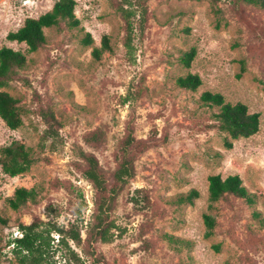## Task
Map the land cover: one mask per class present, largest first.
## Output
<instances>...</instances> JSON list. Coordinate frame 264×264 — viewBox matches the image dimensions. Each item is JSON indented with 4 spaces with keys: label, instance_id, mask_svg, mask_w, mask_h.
I'll list each match as a JSON object with an SVG mask.
<instances>
[{
    "label": "rangeland",
    "instance_id": "obj_1",
    "mask_svg": "<svg viewBox=\"0 0 264 264\" xmlns=\"http://www.w3.org/2000/svg\"><path fill=\"white\" fill-rule=\"evenodd\" d=\"M57 1L0 0V49L25 52V44L7 36ZM75 1L80 26L61 22L45 29L46 44L28 54L26 67L2 89L20 100L26 114L15 131L0 119V151L18 141L33 150L36 162L14 178L0 166V264H19L11 243L22 236L19 225L36 221L78 225L82 244L70 245L85 264H91V251L104 264H264V10L232 0ZM129 7L136 11L130 49L122 15ZM104 36L112 50L96 60L92 51L102 49ZM191 49L196 56L186 68L181 59ZM188 74L200 76L197 91L178 87L177 79ZM207 91L260 114L259 131L226 148L227 134L214 128L219 109L201 101ZM43 108L59 122L54 148L43 142ZM99 127L106 143L93 149L84 135ZM130 130L148 147L138 150L136 175L112 211L113 241L94 244L96 191L83 175L80 151L96 155L112 186ZM212 175H238L254 203L228 195L211 204ZM20 187L36 189L37 198L15 211L7 201ZM193 190L199 193L193 204L179 203ZM205 215L216 221L211 237ZM53 237L52 264H68Z\"/></svg>",
    "mask_w": 264,
    "mask_h": 264
},
{
    "label": "trees",
    "instance_id": "obj_2",
    "mask_svg": "<svg viewBox=\"0 0 264 264\" xmlns=\"http://www.w3.org/2000/svg\"><path fill=\"white\" fill-rule=\"evenodd\" d=\"M232 1L238 5L247 4L264 10V0ZM76 6L77 2L75 0H58L51 11L41 15L37 19H26L24 25L18 31L9 33L7 39L10 42H17L18 44H25L27 46L25 52L9 47L0 49V119L10 130L15 131L23 126L26 110L20 105L19 99H16L2 89L7 88L11 81L16 78L19 69L26 67L28 54L36 52L46 44L45 29L56 27L61 22H66L70 28L80 26V21L76 18L75 14ZM135 13L136 11H133L132 7L122 9L123 19L126 24L125 44L129 49L131 48L132 32L134 31L131 18ZM146 14V8L139 11L138 27L141 30H144L147 21ZM102 43V49L94 48L92 51V55L96 60L101 58L103 51L112 50L108 36L103 37ZM84 44L87 46L93 44L91 34L86 35ZM195 56V49L184 53L181 61L186 68H190ZM177 85L181 89L197 91L202 85V80L197 74H188L179 77ZM201 101L208 106L219 109V113L215 115L216 125L214 128L220 133L227 134L228 137L225 140L226 148L231 149L233 147L232 141L249 138L259 131L260 114L249 113L248 107L245 104L237 103L232 105L226 103L221 94H214L209 91L201 95ZM40 114L47 125V129L43 135V142H50V147L54 148L56 139L59 136V122L50 110L43 108ZM106 135L107 133L104 128L99 127L85 134L84 141L89 147L100 149L106 143ZM44 143L42 144L45 145ZM143 144L140 141H136L133 132L130 130L118 151L119 165L112 175V186L109 185L108 177L100 166L96 155L86 153L83 150L80 151V157L85 163L83 175L96 191L95 203L97 210L91 229L94 244H107L111 243L114 239L112 230L115 228V223L110 219L111 214L118 196L128 182L136 175L134 166L138 150L143 152L148 147L147 144L142 146ZM0 153L2 173L12 178L28 172L36 162L32 156L33 150L18 141L3 147ZM208 180L209 201L211 204L217 203L228 195L244 199L250 205L254 203L253 197L249 194L246 187L243 186V181L238 175L229 176L226 179H223L220 175H212ZM198 197L199 193L193 190L187 197L181 199L179 203L187 202L188 204H193L194 198ZM36 198V189L20 187L15 190L14 195L7 202L11 209L17 211L28 202H35ZM261 222L264 226V217L261 219ZM204 224L207 229L206 236L211 237L216 227L215 219L210 215H205ZM19 229L22 232V236L14 239L11 243L13 244L12 254L19 264H52L54 254L57 251V249H54V234L58 235V244L56 246L66 251L65 261L68 264H85L70 245V242L77 246H81L82 244L81 230L78 225L72 224L65 227L60 226L56 222L36 221L30 225L21 224L19 225ZM169 238L171 240V237ZM89 254L93 258L91 264H104L100 258L96 257L95 251H91Z\"/></svg>",
    "mask_w": 264,
    "mask_h": 264
}]
</instances>
